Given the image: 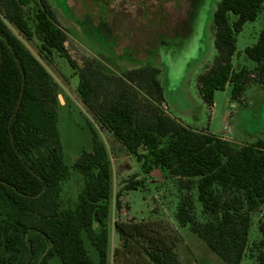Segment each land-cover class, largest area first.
<instances>
[{
    "label": "trees",
    "instance_id": "trees-1",
    "mask_svg": "<svg viewBox=\"0 0 264 264\" xmlns=\"http://www.w3.org/2000/svg\"><path fill=\"white\" fill-rule=\"evenodd\" d=\"M263 7L264 0L218 2L213 13L217 55L198 77L208 106L216 91L227 86L233 99H241L252 80L264 86V28L257 43L245 49L254 69L236 70L232 63L237 34ZM20 35L28 41L37 38L47 61L55 52L68 60L79 76L77 90L83 103L146 173L160 167L177 178L182 189L198 190L208 219H197L195 203L184 194L175 214L178 222L190 226L227 264H243L252 213L264 205V141L235 147L220 136L184 125L163 107L164 90L155 65L114 74L86 57L79 66L66 47L68 33L48 0H0V264H95L85 237L97 250L96 264H109L111 154L88 123L93 148L83 150L74 163L85 174L84 189L74 209L62 210L61 183L70 168L58 129L57 86ZM142 183L135 175L123 190ZM121 195L116 196L118 206ZM142 226L138 235L162 234L151 228L142 232ZM123 227L116 224L117 230ZM259 228L262 237L254 245L255 256L264 264V220ZM160 245L147 248L143 263L134 258L135 262L182 264L174 247ZM122 250L116 249L118 264H127L130 255Z\"/></svg>",
    "mask_w": 264,
    "mask_h": 264
},
{
    "label": "rangeland",
    "instance_id": "rangeland-1",
    "mask_svg": "<svg viewBox=\"0 0 264 264\" xmlns=\"http://www.w3.org/2000/svg\"><path fill=\"white\" fill-rule=\"evenodd\" d=\"M210 1L205 9L207 0H48L59 25L68 33L66 47L79 66H83L86 57L99 61L114 74L147 64L155 65L160 69L166 111L169 109L189 126L230 137L223 139L235 147L264 141V86L258 81L249 83L243 92V100L232 98L230 86L216 91L213 113L201 97L198 77L208 64L214 63L217 55L213 13L220 0ZM263 28L264 7L258 17L246 22L237 34V52L232 61L236 70L244 66L254 69L255 62L247 56L245 49L257 43ZM20 37L46 65L57 86L58 129L64 162L70 168L61 183L59 201L62 210L74 209L84 189L85 174L77 170L74 163L83 150L93 148L88 125L92 123L111 152L113 217H117V194H125L123 200L128 212L122 218L128 223L121 224L124 227L117 231H120L118 240H125H122V252L130 255L127 264H137L134 258L143 263L142 254L147 248H161L160 244L177 248L183 264H227L190 226H182L175 216L182 196L187 194L195 203L197 219H208L203 215L198 190L195 187L188 191L182 189L179 180L160 167L146 173L134 155L128 156L117 141H109L107 130L83 103L77 90L79 76L74 74L68 60L55 52L49 62L41 54L37 38L28 41ZM137 174L143 183L137 189L123 190L126 181ZM262 220L264 205L252 213L243 264H260L254 245L262 237L259 228ZM139 223L145 229H153V233L162 234L154 238L144 232L140 236L136 231ZM110 240L109 264H118L114 248L117 241L115 237ZM155 240L156 245L152 243ZM85 245L96 264L99 256L87 237Z\"/></svg>",
    "mask_w": 264,
    "mask_h": 264
},
{
    "label": "crops",
    "instance_id": "crops-1",
    "mask_svg": "<svg viewBox=\"0 0 264 264\" xmlns=\"http://www.w3.org/2000/svg\"><path fill=\"white\" fill-rule=\"evenodd\" d=\"M209 65V64H208ZM207 67V66H206ZM242 100L244 99L243 97L241 98ZM165 106L167 107V105L165 104ZM210 107V111H211V113H213V111H214V103H213V105L212 106H209ZM167 112L170 114V115H172L170 112H169V109H167ZM173 117H176L177 119H179L184 125H186V126H189V125H187L185 122H183L182 121V119L181 118H178L177 116H174V115H172ZM189 127H191V128H193V129H197L196 127H192V126H189ZM197 130H199V129H197ZM204 132H206V133H210V134H212L211 133V131L210 130H208V129H204L203 130ZM106 133V132H105ZM106 136H107V138L109 139V141H110V139L112 140V141H117L121 146H122V148H124V150L126 151V154H128V156L131 154V153H129V152H127V150L125 149V147L114 137V135L111 133V132H109V131H107V133H106ZM220 137H222V138H230V137H226V136H220ZM103 141H104V143L106 144V146H107V148H108V150H109V147H108V145H107V143H106V141L104 140V139H102ZM109 152H110V150H109ZM110 154H111V152H110ZM125 162V161H124ZM124 165V164H123ZM120 166H122V163L120 162ZM113 168V167H112ZM137 176H138V178H139V174H137ZM125 193V192H124ZM124 195L125 194H123V195H121V197H120V203L121 204H123V206H121V204H120V206H117L118 208H116L115 209V212H116V215H117V217L114 215V217H113V215H112V209H113V207H112V203H111V213H110V219H109V234H110V238H114L115 237V240L117 241V244H116V246L114 245V248L115 249H121V247L123 246L122 245V240L121 239H119L118 240V237H119V232L117 231V228H116V224L118 223H120V224H126V223H128V222H126L125 221V219H123L122 218V216H124V215H126L127 213H126V211L128 210V208L127 207H125V205H124V200H123V197H124ZM112 198V197H111ZM128 212V211H127ZM114 218V219H113ZM135 222V221H134ZM135 223H137V222H135ZM140 225H142V223H139V227H140ZM113 227V228H112ZM143 228V231L142 232H144V230H145V228H144V226H142ZM111 241V240H110ZM110 243H109V254H108V256L110 255ZM176 251H177V253H178V257H179V260L181 261V263L183 264L184 262H183V260H182V258H181V256H180V253L178 252V250H177V248H176ZM191 259H189V261H190ZM108 262H109V257H108Z\"/></svg>",
    "mask_w": 264,
    "mask_h": 264
},
{
    "label": "built area",
    "instance_id": "built-area-1",
    "mask_svg": "<svg viewBox=\"0 0 264 264\" xmlns=\"http://www.w3.org/2000/svg\"><path fill=\"white\" fill-rule=\"evenodd\" d=\"M166 107V106H165Z\"/></svg>",
    "mask_w": 264,
    "mask_h": 264
}]
</instances>
